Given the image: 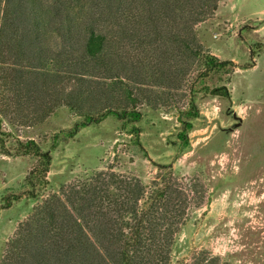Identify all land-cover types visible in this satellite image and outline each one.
Segmentation results:
<instances>
[{"label": "rangeland", "instance_id": "obj_1", "mask_svg": "<svg viewBox=\"0 0 264 264\" xmlns=\"http://www.w3.org/2000/svg\"><path fill=\"white\" fill-rule=\"evenodd\" d=\"M49 1L76 23L72 35L49 26L34 40L30 23L0 36V264H39L26 245L43 233L35 223L40 207L54 196L67 201L70 186L98 172L120 185L139 181L141 203L164 185L183 192L167 264H264V0H219L191 27L179 18L150 24L145 1L118 19L71 0L66 7ZM3 9L0 0V27ZM82 21L105 37L104 53L89 63ZM156 28L161 38L154 40ZM168 31L192 32L201 53L234 66L200 76L201 57L168 40ZM222 86L225 96L212 94ZM107 108L141 118L108 115L67 138L85 114ZM183 121L191 128L183 130ZM27 140L49 153L47 172L42 158L19 152Z\"/></svg>", "mask_w": 264, "mask_h": 264}, {"label": "trees", "instance_id": "obj_2", "mask_svg": "<svg viewBox=\"0 0 264 264\" xmlns=\"http://www.w3.org/2000/svg\"><path fill=\"white\" fill-rule=\"evenodd\" d=\"M45 1L3 0L1 40H6L5 30L9 26L13 28L14 25L30 23L33 27L32 33L35 34L34 40H39V36L43 35L42 31L49 26L54 32L66 30L67 34L72 35L76 23L72 19L70 21L68 16L61 15V10L55 8L52 1L47 2L48 5ZM74 1L75 3L71 0V6L83 8L88 5L90 9H98L102 14H112L117 19V15L124 13L125 8H134L131 4L136 2V0ZM139 1H145L144 12L150 24L157 26L170 20L174 25L179 18L184 26L191 27L212 14L219 0ZM53 5L55 14L51 7ZM63 5L66 7L65 0ZM48 10L53 12L55 18L49 17ZM137 12L142 14L140 11ZM82 23L87 25L83 58L89 63L97 60L104 53L105 37L96 32L93 25L88 26V21ZM153 35L154 40L160 39L161 31L156 28ZM167 36L168 40L181 42L194 57H201L204 69L200 76L206 77L214 71L234 66L230 60H220L208 52L201 53L192 32L181 36L174 31H168ZM248 67L251 65L243 66V68ZM58 74V77L63 78L61 73ZM212 94L225 96V87L213 89ZM69 102V105L74 103ZM108 115L131 123L138 122L141 118V113L136 110L107 108L99 114H85L83 120L75 123L67 131V138H72L81 127L99 123ZM187 115L196 117L197 111H188ZM183 126V130L191 128L188 121H183ZM0 145L4 148L2 137H0ZM20 150L22 154L32 153L42 158V173L47 172L51 160L48 152L40 151L33 140L22 142ZM5 153L8 154L7 151ZM101 173H96L92 180L81 185L70 186L71 194L67 201L54 196L52 201H46L40 207L41 221H32L28 224H40L39 228L43 233L33 242L29 239L31 244H28L27 240L28 254L32 255L35 252L33 256L39 264H167L173 235L182 224L180 219L185 210L183 192L164 185L155 194L152 190L147 198L148 201L141 203L145 192L139 181L120 180L122 182L120 185L115 175L110 174V180L106 181ZM113 186L115 192L111 190ZM172 193L178 198L175 202L171 200ZM31 232L30 230V234ZM24 237L20 236L18 240L21 241ZM210 261L204 263L209 264Z\"/></svg>", "mask_w": 264, "mask_h": 264}]
</instances>
